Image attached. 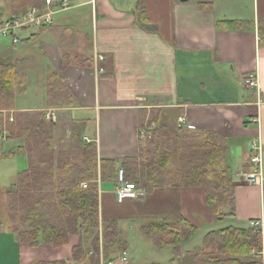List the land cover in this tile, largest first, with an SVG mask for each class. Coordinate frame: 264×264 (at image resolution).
<instances>
[{"label": "crops", "instance_id": "0c3cea01", "mask_svg": "<svg viewBox=\"0 0 264 264\" xmlns=\"http://www.w3.org/2000/svg\"><path fill=\"white\" fill-rule=\"evenodd\" d=\"M68 1L69 8L57 11L50 27L24 34L19 52L0 44V59L22 61L26 71L23 92L4 117L42 112L57 127L66 123L68 136L74 132L87 138L98 165L101 160L119 165L139 154L145 137L139 129L141 111L161 110L171 127L181 117L185 132L221 139L232 168L234 215L222 221L208 209L203 188L139 191L137 199L118 203L114 186L102 184L98 176L100 220L117 222L126 264H161L163 251L142 233L153 221L183 218L197 228L181 245V257L201 247L210 232L249 229L252 221L264 225V182L256 186L242 180L252 170L248 160L254 141L260 144L264 175V0ZM222 22L242 26L223 29L218 26ZM96 55L104 60L96 62ZM98 67L104 74L97 73ZM252 73L258 90L241 82ZM5 136L0 150L12 147L0 159L15 157L24 145L22 139ZM84 243L83 237L71 236L62 248L43 242L31 248L1 229L0 264H76L72 249ZM166 251L172 258L165 264H177L173 249Z\"/></svg>", "mask_w": 264, "mask_h": 264}, {"label": "trees", "instance_id": "16d2710c", "mask_svg": "<svg viewBox=\"0 0 264 264\" xmlns=\"http://www.w3.org/2000/svg\"><path fill=\"white\" fill-rule=\"evenodd\" d=\"M44 5L45 0H24L12 5L8 16L0 13V24L24 15L29 9H43ZM218 26L237 29L242 24L222 22ZM25 84V68L12 59H0V139L4 134L7 140L22 139L24 145L15 153L25 155L28 161L27 169L6 190L9 221L16 223L20 218L29 225V231L13 229L20 242L31 248L43 242L58 249L68 245L71 236H85L84 245L72 249L73 260L76 264H82L83 259H88L87 264H98L101 230L102 255L106 261L112 259L111 251L125 252L121 250L125 246L119 239L116 222L100 220L97 183L99 176L102 184H112L116 189L120 169L124 181L132 183L141 193L150 194L163 188H203L207 207L215 220L234 215V183L228 150L216 135L198 131L178 135L176 127L167 124L161 110H143L139 129L146 138L138 156L119 165L111 160H101L98 165L93 144H85L74 132L69 136L64 133L57 140L54 124L46 120L44 113L16 112L4 117V111L14 109L15 96L23 91ZM164 136L167 138L163 139ZM196 231L183 218L153 221L142 228V233L153 240L157 249H173L177 264H194L189 259L194 254L181 257L180 247ZM93 232L95 237L89 247L86 241ZM211 246L216 251L199 264H240L241 255L261 247V237L250 228H226L208 233L195 252L198 254Z\"/></svg>", "mask_w": 264, "mask_h": 264}, {"label": "built area", "instance_id": "2783aa9c", "mask_svg": "<svg viewBox=\"0 0 264 264\" xmlns=\"http://www.w3.org/2000/svg\"><path fill=\"white\" fill-rule=\"evenodd\" d=\"M69 8L68 0H45L43 9H29L24 15L17 16L12 20L5 21L0 24V35L4 37H11L12 43L17 44L22 41L18 37V33L27 34L29 32L39 31L43 28L50 27L53 23L54 15L59 10H66ZM104 58L100 55H96L95 61L100 63ZM98 74H104L102 67L97 68ZM241 82L250 89L258 90L259 83L258 77L255 73L242 76ZM46 118L49 120V116ZM52 119H54L52 117ZM11 120V119H10ZM185 120L183 118L177 119V126L179 129L183 127ZM84 141L89 143L87 138ZM253 155L249 157V164L252 166L250 173L243 175L244 182L251 185L261 186L264 182V175L260 169V144L258 142H252L250 144ZM118 186L115 189V196L118 203H122L125 200H135L139 197V191L132 183L124 181V172L122 169L117 174ZM83 187L86 185L82 184ZM249 228L254 230L257 235L261 237V247L253 249L247 254L246 262L244 264H264V225L260 221H252L249 224ZM127 254L123 252L119 257L111 259L109 261H101V264H117L126 263Z\"/></svg>", "mask_w": 264, "mask_h": 264}, {"label": "rangeland", "instance_id": "374dc122", "mask_svg": "<svg viewBox=\"0 0 264 264\" xmlns=\"http://www.w3.org/2000/svg\"><path fill=\"white\" fill-rule=\"evenodd\" d=\"M0 1L2 2L0 4V12H2V13L4 12L8 16L9 12L12 9V5L19 4L20 2H22L24 0H0ZM5 14L3 16H5ZM18 34H19L18 37L20 39H21V37L24 36V33H18ZM0 44L1 45L5 44V48L13 49V53H16L17 51L19 52L20 42L15 44L16 47H15V51H14V48L12 47V40H11V37H9V36L8 37H4V36L0 35ZM7 55L12 56L11 53H9ZM18 64H20V67H23L22 61L18 62ZM21 92H23V91H21ZM21 92H18L16 94L15 100H14V105H15V101L17 102L16 98L18 99V97L21 94ZM27 101L29 102V100H27ZM25 102L26 101H23V103H25ZM49 118L51 119V121L54 120L50 116H49ZM46 120L49 121L48 119H46ZM56 125L57 124L54 123L55 132H56V128L58 130L57 134L55 135V138L58 140L64 134V130H67L68 125L66 123L61 125V126H58V127ZM175 127L177 129L176 131H177L178 135H181V136L187 135V132H185V130L183 128L179 129L177 126H175ZM153 128H155V127L153 126ZM188 133H190V132L188 131ZM145 138L146 137H144V139H143V143L145 142L144 141ZM166 138H167V136L163 137V139H166ZM8 146L4 147V150H6L5 153H3L0 150V157H6L7 156L6 153H7V151L9 152V150H11L12 145H8ZM7 147H8V150H7ZM26 166H28V161H27L26 156L23 155V154L16 155L15 157H13V156L11 157L10 156L8 158L0 159V224H1L0 230L1 229L2 230L6 229V230H9V231H13V229L16 227L19 231H29V225L25 224V223H22L20 218H17V220L15 221L16 223H14V222L12 223V222L9 221V219H8L9 209H8V203H7V197H6V190L9 189L11 183L14 182L12 178H14L16 176V174L19 171H21L22 169H24ZM232 177H233V175H232ZM233 183H234V180H233ZM15 213H17V212H15ZM19 217H20V215H19ZM105 220H109V219H105ZM116 224H117V222H116ZM117 226H118V224H117ZM98 233H99V236H100V242H99V252H100V254H99V257H98L99 258V263L98 264H100V260L101 261H106V260L103 258V255H102V242H101V234L102 233H101V230ZM94 234L95 233L93 232L91 234L92 236L89 238V240L86 241L88 243L89 247H91V244L93 243V240H94V237H95ZM84 238H85V236L83 237V239ZM129 238H131L133 240V239H135V235L134 236L129 235ZM203 238H201L200 240H202ZM119 239L121 241L120 231H119ZM167 249H169V248L162 249V251H163V252H161L162 253L161 254L162 257H160V263L161 264L168 263L170 261V259L172 258V256L169 255V252L166 251ZM121 250H126V249L122 248ZM215 251H216V249L213 246L208 247V248L206 247L201 252H198V254L196 252H193L194 256L189 258V259H190V261L192 263L199 264V263L205 261L206 259H208L210 257V255H212ZM111 252L112 253H109V254L112 257V259L117 258V257H119L121 255L119 253H114L113 251H111ZM126 254H127V258H128V253H126ZM245 256L246 255H241L239 257L240 262H242L240 264H244L246 262V257ZM94 257H96V256H94ZM95 259L96 258H94V260ZM84 263L87 264V263H90V262L88 261V259L87 260L83 259L82 264H84ZM78 264H80V263H78ZM103 264H105V263H103ZM121 264H124V263H121Z\"/></svg>", "mask_w": 264, "mask_h": 264}]
</instances>
